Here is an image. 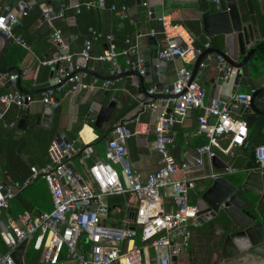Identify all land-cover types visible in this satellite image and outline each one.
Returning <instances> with one entry per match:
<instances>
[{
	"label": "built area",
	"instance_id": "built-area-1",
	"mask_svg": "<svg viewBox=\"0 0 264 264\" xmlns=\"http://www.w3.org/2000/svg\"><path fill=\"white\" fill-rule=\"evenodd\" d=\"M206 2L217 4L218 0ZM96 5H100L99 2L85 3L87 9ZM26 7L29 10L26 3L18 11L9 6L0 7V33L23 48H26V44L21 36L13 33V28L19 24L20 18L27 14ZM68 7H71L70 0ZM65 8L67 7L63 4L58 12L54 13L47 6L41 5L44 22L51 24L54 19H63ZM71 8L79 13V4ZM111 10H118L123 17L128 18V7L125 5H112ZM129 21L132 22L130 19ZM157 22L163 43L159 59L165 62L180 60L188 65L193 64L202 52L195 48L192 36L185 27L173 23L167 15L158 17ZM89 32L96 34L92 29ZM139 37L140 35L126 39L129 47L122 51V55L127 59L124 70L116 63L118 54L112 44V36L106 37L108 47L97 59L112 63L110 76L128 71H137L141 76L144 75L145 60L139 54L135 41ZM53 42L65 53L56 54L53 58L40 62V65L52 70L56 64L59 65L58 69H54L52 85L66 79L65 85L69 86L67 91L76 93L83 88L92 90L95 87L108 91L117 84L118 80L100 81L92 76L90 82L85 83L88 74L80 70L87 68V62L92 59L90 39L83 42L80 53L76 55L85 60L84 65L75 63V55L69 53L68 46L58 31H54ZM205 48L208 49V45ZM214 58L218 70L222 72L221 79L230 80L236 69L221 56ZM3 78H8L14 86L17 83L16 74H0V81ZM259 88L264 89V84ZM257 89L253 87L246 92L236 93L228 102L217 98L206 104V89L198 84L196 78L192 80V69H178L175 82L160 91L163 95L175 98L162 100L165 111L168 105H172V115L167 119L164 117V111L154 126L153 148L159 156V167L145 178L125 161L128 142L136 133L125 122L114 125L106 137V161H91L85 176L75 171L73 159L77 156L84 161L91 159L92 147L89 144L78 146L73 140L65 144L58 134L48 146V162L45 166L31 167L29 176L15 191H4L0 185V213L2 209H7L9 200L38 178L46 182L52 203L50 211L39 215L24 211L15 219L9 218L6 223L0 221V238L8 249L6 254H0V264H15L10 255L22 242L27 245L31 243L34 251L42 253L43 264H59L62 260L73 264H174L173 258H176L178 264V260L189 252L193 229L199 226L198 210L195 204L190 203V194L197 185L207 180L226 178L237 172H264V144L254 148L255 168L241 169L233 165L236 154H242L249 148V128L245 118L231 116V107L248 106ZM155 92V87H152L135 94L138 110H155L156 105L152 98ZM34 100L31 95L23 94L17 89L0 95V122L6 127H14L15 122L7 123L4 120L8 110L15 106L25 111ZM39 101L53 111L59 107L52 90L42 92ZM192 110L201 112L197 118V132L206 138V143L196 147L188 156L177 160L170 151L174 134L169 130ZM215 158H218L224 167L215 168ZM206 162L211 166L208 174L197 177L186 175ZM111 164H121L122 170L116 171ZM167 188L173 193V206L170 209L164 208L162 200V191ZM127 194H132L137 202L136 208L133 209L134 216L129 218L132 210H125L123 219L119 221L120 225H107L112 216L107 199ZM92 206H95L94 211H91ZM130 223L135 226L134 231L130 230ZM137 231L140 232L143 247L133 243ZM113 241L119 242V246L109 243ZM148 248L154 252L152 257L147 256Z\"/></svg>",
	"mask_w": 264,
	"mask_h": 264
},
{
	"label": "crops",
	"instance_id": "crops-1",
	"mask_svg": "<svg viewBox=\"0 0 264 264\" xmlns=\"http://www.w3.org/2000/svg\"><path fill=\"white\" fill-rule=\"evenodd\" d=\"M28 7L30 8L36 2H42L41 5L50 4L49 1L43 0H23ZM21 1V2H23ZM99 2V0H98ZM20 3V2H19ZM201 0H134V4L128 7V18L132 21V28L135 30V36L140 35L138 39H136V43L138 45L139 54L143 59L148 61L152 54L156 53L159 59V52L163 46L162 43V34L160 25L157 22V18L161 15H167L173 21V23L181 24L183 20H191L198 23L200 28V34L197 37H193L194 43L197 45H201L204 41H209L210 38L205 35L202 31V24L200 22V14L205 12L201 9ZM253 12L256 18L257 23L264 21V0H251ZM76 4H79L78 0H70V6L74 7ZM100 4V3H99ZM204 5H207L204 3ZM51 7V5H50ZM240 8L243 12V17L245 20H249V16L247 13V7L245 0H240ZM16 9V7H15ZM59 25L73 27L75 25V19L71 16L68 17L65 21H60ZM100 25L103 29H116L118 28V18L114 15L112 16H104L100 21ZM182 25V24H181ZM183 26V25H182ZM53 28V24L39 23L35 27V37L34 42L37 44L38 42H43L48 38V32L50 33V28ZM54 31L57 29L53 28ZM191 35V34H190ZM261 35V34H260ZM134 38V37H133ZM39 39V40H38ZM74 37L69 41L73 42ZM261 39H263L261 37ZM43 40V41H42ZM214 43L209 48L213 47H221L223 46V37L216 36L213 37ZM12 43V42H11ZM11 43L9 45H11ZM193 43V45H194ZM3 47V41L0 39V50ZM9 47V46H8ZM252 45H250V48ZM57 51L54 52L51 58H53L56 54H63L65 51L57 46ZM82 48L80 43L74 42L72 44V49L78 51ZM8 49V48H7ZM27 49V48H26ZM49 49L51 47L49 45ZM93 49V47H92ZM45 50L41 51L42 53ZM94 54L92 59L90 60V69L100 75L101 77H109V74H102V70L104 67V63L106 61H99L97 58L101 55V50L97 47L93 49ZM6 53V52H5ZM46 56V53L42 55ZM78 55V54H77ZM210 59L211 63H215L214 56H207L203 59ZM126 57L118 55L116 57V63L121 68V66H126ZM259 61V60H258ZM41 59L38 55H36L30 49H27V54L23 61L20 63L18 69L21 71L19 86L21 89L26 91H37L32 90L35 87V79L37 77ZM260 64L264 68V64L259 61ZM75 63L78 65V56L75 55ZM166 66L164 68L165 74L164 77V87L170 86L176 80V72L178 69L182 67L193 69V64H185L180 60H176L173 62H166ZM254 67L249 63L242 69L241 75L239 79H237V71L235 75L230 80H221V83H218V77L216 71H214V66H203L201 64L198 74L196 76L198 84L203 86L206 89L205 103L209 104L212 99H220L222 101L228 102L231 99V95L234 93L246 92L249 88H259L262 84H264V77H254L253 76ZM55 70L51 68L50 74L48 77V85H52L53 72ZM212 72L209 74L208 72ZM55 73V72H54ZM12 74V73H11ZM15 74H17L15 72ZM161 76V75H160ZM162 77V78H163ZM143 86L146 90L154 87V83L151 81L150 77L144 76ZM65 86V92L61 89L57 91V96L59 97V107H58V134H65V136L69 139L67 135L70 131L72 125L77 120L78 106L79 105H88L89 110L97 111L101 106L107 105L110 101L116 102L115 110H122L124 108H128L132 103L136 102L135 95L133 91L138 93L140 88V83L136 79H132L131 83L126 82L125 78H121L118 83L110 89V93L105 90H102L100 87H95L94 89H81L76 93H69ZM14 89H18V84L14 86L10 83L8 78H3L0 81V93L4 91H12ZM44 89V88H42ZM38 94V93H33ZM34 102L31 103L28 110V126H32L35 124L36 118L43 114L44 106L40 103L39 97L35 96ZM154 100V99H153ZM155 101V110L154 111H145L141 112L138 110V105L134 107L131 111L127 113V115L122 119L123 122L127 124L129 128H133L135 131V135L129 140L127 145V155L125 157L126 163L138 174H140L143 178H145L148 174L156 171L159 167V156L155 152L153 145L155 140L154 135V126L157 123L158 117L164 113L165 104L160 99H156ZM259 108L264 109V104H259ZM114 110V112H115ZM19 109L15 106H12L5 115V120L9 122H15L14 127H6L0 124V150L1 153L10 152L12 154V159H14V163L16 166H21L22 168L26 167L25 165L31 164L33 166H39L42 164H46L47 157L45 152L46 142L44 144H37V141L34 138V135L30 133L31 129L26 128L25 130H18L17 123L22 115L18 116ZM199 110L190 111L187 116L181 120L180 122L175 123L171 128L170 132L174 134V142L170 148L171 154L177 160H181L182 158L191 154L194 149L204 143H206V138L203 135L198 134L197 132V118L200 115ZM88 114V113H87ZM114 114V113H113ZM54 115V111L51 115ZM231 116L233 118H239L240 115L231 112ZM50 119V121H51ZM108 124V123H107ZM92 122L87 118L85 124L82 129L78 133L76 144H80L83 146L84 144H89L93 149V155L91 159H86L85 161L77 156L73 159V165L75 171L82 176H85L86 168L89 166L90 162L95 159H100L106 161V142L107 138L103 137L101 139L94 133L92 128ZM106 126L103 125V127ZM43 127H38L37 130H41ZM36 131V130H34ZM70 140V139H69ZM249 148L256 147L260 144H264V116H261L256 125L249 130ZM11 150V151H10ZM103 151L104 157L98 156V152ZM236 158L243 156L241 153L236 154ZM4 159V158H3ZM18 160V161H17ZM0 162H4L0 159ZM111 166L118 172L122 170L121 164H111ZM211 170V166L208 162H206L203 166L189 171L186 175L190 177H197L204 174H208ZM227 179V178H226ZM232 181V180H230ZM44 182V181H38ZM205 182V181H204ZM203 183V182H202ZM7 189L11 191L16 190V185L13 181L8 180ZM200 185V184H199ZM197 185V186H199ZM202 185V184H201ZM203 186V185H202ZM201 187V186H200ZM41 193L39 194V196ZM39 196L34 195L32 198L33 205L30 206L31 214H37L40 211H47L51 208L50 195L48 191L43 193V198L40 202ZM42 196V195H41ZM123 201L122 210H133L137 206L136 199L132 194H127L125 196H121ZM162 200L165 209H170L173 206V193L170 188H167L162 191ZM24 205V204H23ZM119 210V209H115ZM7 217V216H6ZM4 217L0 221L6 223L9 218ZM117 219L114 216H111V219L107 221V225L109 226H117ZM201 238V241L207 242V238L205 234L202 232V227L197 226L193 229V236L190 243V249L186 256H183L178 260V264H196L193 262V256L191 255V249L196 245L195 238ZM197 239V238H196ZM130 242L128 243V245ZM31 245L29 243L24 251ZM220 246V245H219ZM218 246V247H219ZM152 251V253L150 252ZM147 256L152 257L154 252L152 249H146ZM218 251L216 252V258H220ZM23 255V259H24ZM221 259V258H220ZM231 261L232 264H264V260L260 258H249L247 256H238L231 258L229 260H222V264H226ZM24 263V261H23ZM219 263V264H220ZM39 264V263H38ZM41 264V263H40ZM43 264V262H42ZM59 264H73L71 262L62 260Z\"/></svg>",
	"mask_w": 264,
	"mask_h": 264
},
{
	"label": "water",
	"instance_id": "water-1",
	"mask_svg": "<svg viewBox=\"0 0 264 264\" xmlns=\"http://www.w3.org/2000/svg\"><path fill=\"white\" fill-rule=\"evenodd\" d=\"M206 3L207 9L200 14V22L202 24V31L209 38L216 36L223 37V46L219 48L205 49L195 60L192 69V80L196 78L201 64L205 67L214 66V71L217 73L218 83H221L222 72L219 71L216 63H211L210 59H203L207 56H221L230 66L237 71V79H239L242 69L251 60L255 51L259 48H264V41L261 39L259 27L253 12L251 0H245L249 20H245L243 12L240 8V0H218L217 4L207 3L206 0H201ZM102 6L103 0H99ZM25 2H20L16 7L18 11L23 7ZM48 9H51L50 4H46ZM28 8H25L27 11ZM0 39L3 41V47L0 50V58L5 54L10 39L0 33ZM250 45L252 47L250 48ZM80 65L85 64L82 57H78ZM166 62L158 59L156 53L152 54L150 59L144 63V75L141 76L137 71H128L120 75L101 77L89 68L80 71L95 77L100 81L120 80L125 78L126 82L131 83L132 79H136L140 83L138 92H144L146 88L143 86L144 76L150 77L156 89L155 94L152 95L154 100H166L175 98V96L163 95L160 91L164 88V77ZM56 64L54 69H58ZM17 74V84L19 92L23 94L42 93L46 90H52L55 94V100L59 102L57 91L61 89L65 92L66 79L61 82L48 86L37 91H26L20 88L19 81L21 71L17 67H11L6 70L0 69V74L11 72ZM212 74V72H208ZM161 75V76H160ZM53 75L51 74V77ZM163 77V78H162ZM234 93L231 95L233 97ZM264 104V89L258 88L252 95L251 102L248 106H239L237 108L231 107V112H234L245 118L249 130H251L261 116H264V109L259 108V104ZM116 102L110 101L107 105L101 106L99 110H90L87 118L92 122L95 128H102L103 125L110 122ZM53 110L49 107H44L43 114L36 118L35 124L28 126V110L21 116L17 123L18 130H37L38 127H49L50 119ZM172 115V105H168L165 111V118H170ZM63 142L67 144L69 139L65 134H61ZM61 141V140H60ZM215 168L220 169L224 164L218 159L213 160ZM237 177V181H230L226 178H218L207 182L206 186L200 184L201 189L197 195L195 206L198 210L199 226H204L210 223L218 213H221L218 225L221 230L219 233L223 235V240L220 243L218 253L220 258L229 260L238 256H247L249 258H260L264 260V172L249 171ZM95 206L91 207L94 211ZM134 216V210L130 212L129 218ZM211 226V224H210ZM209 227V226H208ZM130 230L134 231L135 226L130 223ZM112 245L119 246V242H109ZM26 242L19 244L11 253V258L15 264H24L23 255ZM176 264V258L172 259ZM222 264V263H220Z\"/></svg>",
	"mask_w": 264,
	"mask_h": 264
},
{
	"label": "trees",
	"instance_id": "trees-1",
	"mask_svg": "<svg viewBox=\"0 0 264 264\" xmlns=\"http://www.w3.org/2000/svg\"><path fill=\"white\" fill-rule=\"evenodd\" d=\"M23 0H0V7L3 8L5 6H9L11 8H15L18 6L19 2ZM44 2L49 1L51 5V10L54 13H57L60 9L61 5H65L67 8H65L63 14V19H54L52 20L51 24H53V28L57 29V31L61 34L62 39L64 43L68 46L69 53L73 55H77L80 53V48L78 51L75 52V50L72 49V44L74 42L80 43L81 46L83 45V42L86 39H90L92 42L93 49L95 47L99 48L101 50V55L103 54V51L108 47V41L106 39L107 36H112L113 41L112 44L115 47V52L120 55H122V51L126 50L129 47V44L126 43V39L132 38L135 36V30L132 28L131 24L129 23V19L123 17L118 10H111V6L115 5L116 7H120L121 5H125L127 7H130L134 4V0H103V4L96 5L94 7H91L90 9H87L85 7V3L89 2H98V0H78L79 1V13H76V10L74 8L68 7V0H43ZM42 2H36L33 6H31L25 16H22L20 18L19 24L16 25L13 28V33L17 36H21L23 41L26 44V48L33 51L36 55H38L41 59V61L48 60L52 57L54 52L57 51V45L53 42V34L54 30L53 28H50V33L48 32V38L46 40H42L43 42H38L37 44L34 42L36 38H34L35 35V27L39 23H45L43 20V13L40 9V4ZM206 4V3H205ZM201 9L203 11H206L207 6L204 5V3H201ZM116 16L118 18V28L116 29H103L100 25V21L102 17L104 16ZM74 17L75 19V25L73 27H67V26H61L59 25L60 21H65L68 17ZM47 24V23H46ZM50 24V25H51ZM181 24L185 27V29L191 34L193 37H197L200 34V28L197 22L191 21V20H183ZM259 32L261 34V37L264 39V21L258 22ZM49 25V24H48ZM92 29L95 31V35H92L89 30ZM75 38L73 42L69 41L71 38ZM39 40V39H38ZM12 42V41H11ZM195 41H193L194 43ZM215 44L213 38H210L209 41H204L201 45H197L194 43V46L196 49L203 52L206 48L205 46L208 45L210 47L211 45ZM49 45L51 47V50L49 49ZM21 47L20 45H17L15 43H11L9 45L6 53L0 58V69L6 70L11 67H19L20 63L23 61L27 54V49ZM219 48V47H215ZM91 50V55L93 56L94 51ZM45 50L43 53H46L42 55L43 53L41 51ZM100 55V56H101ZM259 60L264 64V48H259L255 51L254 55L252 56L251 60ZM250 60V61H251ZM106 61V60H105ZM90 61L87 62L86 67L90 69ZM122 70H124L126 67L123 65L121 66ZM113 69L112 63L110 61H106L104 63V67L102 70V74H109ZM50 67L47 66H41L39 68L37 77L35 79V87L32 88V90L42 89L48 87V77L50 74ZM12 74H15V72H11ZM91 80V76L88 75L87 79L85 80V83H89ZM119 81V80H118ZM118 83V82H117ZM66 89H69V86H67ZM110 89L107 91L108 93ZM6 93V91L0 93V95ZM133 94H137V92L133 91ZM33 98L35 96L41 97V93L31 94ZM137 101L135 103H132L128 108H124L122 110H115L114 114L112 115V118L106 126L102 128H95L92 126L94 133L98 136L99 139L103 137H107L108 134L111 132L114 125L117 123L123 122V118L127 115L129 111H131L134 107H136ZM19 109V108H18ZM89 110L88 105H79L78 106V113H77V120L72 125L70 131L68 132V136L70 141L77 140L78 133L82 129L83 125L86 121V116ZM24 111L19 109L18 116L20 117L23 114ZM58 118L59 113L58 109L54 110V115L52 116V119L50 121L49 127L45 128L43 127L41 130H31L30 133L34 135L35 140L37 141V144L41 143L44 144L46 142V148H45V154L47 157V149L51 141L58 135ZM5 120V118H4ZM5 122H9L5 120ZM0 124L3 126V122H0ZM133 130V128H130ZM80 146V144H77ZM83 147V146H81ZM255 147L248 148V150L244 151L242 153L243 156L237 157L234 160L233 165L236 168L241 169H251L256 167V163L253 156V151ZM11 151V150H10ZM4 158V159H3ZM0 159L4 162H0V185L3 186L4 191L8 190V180L13 181L15 185L21 186L23 182L26 180V178L30 174V168L33 167V165L28 164L25 165L26 167L22 168L23 163L21 166H16L14 163V159H12V154L10 152L1 153L0 150ZM18 161V160H17ZM48 162V161H47ZM46 162V164H47ZM46 164H42L39 166H34L37 168H41L45 166ZM229 180L234 181V176H227L226 177ZM44 181L40 178L34 181L31 185L25 187L20 192H18L12 200L8 201V207L7 209H2L0 215L6 218H12L15 219L17 216L24 212L29 211L30 212V206L33 205L32 198H34V195L39 196L38 202L41 201L43 198V193L48 191V187L46 182H38V181ZM49 193V191H48ZM193 193V192H192ZM192 193L190 194V203L195 204L196 199L192 198ZM50 195V194H49ZM197 196V195H196ZM51 201V198H50ZM109 210L111 212V215L116 217L117 219V225H120V220L124 217V211L122 210L123 201L121 196H113L109 197L107 199ZM24 204V205H23ZM52 208V203H51ZM51 208L47 211H50ZM119 209V210H115ZM44 211H40L37 214L33 215H39ZM31 213V212H30ZM133 243L138 247H143V243L140 239V232L137 231L135 237L133 238ZM8 251L7 247L4 245L0 238V254H6ZM24 264H42V253L34 251L32 249V244L27 248L25 255H24Z\"/></svg>",
	"mask_w": 264,
	"mask_h": 264
},
{
	"label": "rangeland",
	"instance_id": "rangeland-1",
	"mask_svg": "<svg viewBox=\"0 0 264 264\" xmlns=\"http://www.w3.org/2000/svg\"><path fill=\"white\" fill-rule=\"evenodd\" d=\"M250 65L254 67L253 70V76L254 77H264V68L260 64L258 60H251ZM98 156L104 157V152L99 151ZM244 172H237L235 174H232L230 176H234L235 178L240 177L244 175ZM203 186L207 185V182L202 183ZM1 219H4L3 216H1ZM201 227V226H200ZM197 238V239H196ZM195 238L196 245L191 249V255L193 256V262L196 264H219L222 262V259L216 258V252L219 249L220 240L222 238H217L214 243L210 242H203L201 241V238L198 240L199 237ZM152 253V251H150ZM218 256V253H217ZM226 264H232L231 261L227 262Z\"/></svg>",
	"mask_w": 264,
	"mask_h": 264
},
{
	"label": "flooded vegetation",
	"instance_id": "flooded-vegetation-1",
	"mask_svg": "<svg viewBox=\"0 0 264 264\" xmlns=\"http://www.w3.org/2000/svg\"><path fill=\"white\" fill-rule=\"evenodd\" d=\"M237 179H238V178H235L234 181H237ZM201 187H202V186H201ZM201 187H200V185H199V186H197V187L195 188V190H194L193 193H192V198H193V199H197V196H196V195H198V193H199ZM220 217H221V213H218V214L215 216V218L212 219V220L210 221V223H208L207 225L202 226V232H203V234H205V236H206V238H207L206 241H208V243H210V242L214 243L216 240H218L217 238H222V239L220 240V243H221V241L223 240V235H220V234H219V233H221V232H220L221 228H220V226L218 225V222L220 221ZM210 224H211V226H210ZM208 226H209V227H208ZM219 247H220V246H219Z\"/></svg>",
	"mask_w": 264,
	"mask_h": 264
}]
</instances>
